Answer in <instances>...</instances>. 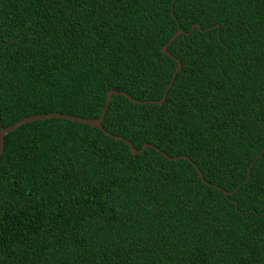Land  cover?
<instances>
[{"label": "trees", "instance_id": "1", "mask_svg": "<svg viewBox=\"0 0 264 264\" xmlns=\"http://www.w3.org/2000/svg\"><path fill=\"white\" fill-rule=\"evenodd\" d=\"M177 28L163 103L101 122L140 154L57 118L4 136L0 264H264V0H0V128L159 100Z\"/></svg>", "mask_w": 264, "mask_h": 264}, {"label": "water", "instance_id": "2", "mask_svg": "<svg viewBox=\"0 0 264 264\" xmlns=\"http://www.w3.org/2000/svg\"><path fill=\"white\" fill-rule=\"evenodd\" d=\"M174 0H171V7H172V4H173ZM194 27H197L199 29V27L197 25H193L191 27V31L194 29ZM212 28H218V25L212 27ZM182 32L180 31L179 28H177V30L175 31V33L172 35V37L168 40V42L163 45L160 49V52L162 55H165V56H168L170 58H172L174 60V62L176 63V67L175 69L173 70L172 74H171V77H170V81L169 83L166 85L162 95H161V98L157 101H147V102H138V101H135L133 100L132 98H130L129 96H127L125 93L123 92H117V91H113V90H109L106 92L105 94V101H104V105L102 107V110L99 114V116L96 118V119H84V118H79V117H73V116H69V115H64V114H58V113H52V114H44V115H35V116H31V117H27V118H23L21 119L20 121L4 128V129H1L0 128V156L2 154V151H3V138L5 135H7L9 132L15 130L16 128L20 127L21 125H24V124H27L29 122H33V121H37V120H47V119H62V120H67V121H71V122H77V123H81V124H85V125H88L92 128H96L98 130H100L105 136L109 137V138H112V139H115L117 141H120V142H123L125 145H127V147L129 148V151L131 153V155L135 156L137 154H140L145 148L149 147V145L147 144H144L142 145V147L139 149V150H135L131 144L120 138V137H116V136H113L107 132H105L103 130V128L101 127V122H102V119H103V116H104V113L107 109V105L109 103V100L111 98V96L113 95H120V96H123L124 98H127L129 99L131 102L133 103H136V104H152V105H157V106H160L165 97H166V94H167V91L168 89L170 88L172 82L174 81V78H175V75L177 73V71H179L180 69V63L174 59L167 51H166V48L167 46L176 38L178 37L179 35H181ZM163 157L167 160H178V159H184L186 161H188L190 164H192L190 162V160L188 158H186L185 156H178V157H175V158H168L166 157L164 154H162ZM193 165V164H192ZM193 167L195 168L196 170V173H197V176L199 177L200 181L203 183V184H206L208 185L204 180H203V177H202V174L197 170L196 166L193 165ZM224 194H227L225 192H223Z\"/></svg>", "mask_w": 264, "mask_h": 264}]
</instances>
